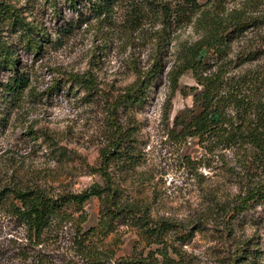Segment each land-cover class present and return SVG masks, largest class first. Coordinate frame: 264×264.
I'll return each instance as SVG.
<instances>
[{
	"label": "rangeland",
	"instance_id": "obj_1",
	"mask_svg": "<svg viewBox=\"0 0 264 264\" xmlns=\"http://www.w3.org/2000/svg\"><path fill=\"white\" fill-rule=\"evenodd\" d=\"M151 1L162 0H118L108 13L96 15L83 2L75 10L68 0H0L48 37L34 56L22 49L6 22L0 25V37L16 45L20 70L28 78L14 104L5 106L0 92V189L37 187L57 196L103 184L93 169L117 125L121 150L132 155V166L110 167L111 182L122 202L165 227L156 236L116 220L113 231L94 240L89 258L72 241L79 216L86 221L83 229L96 226L97 198L38 244L28 243L24 228L1 208L0 264H92L97 253L110 260L107 264L144 257L153 264H230L234 252L244 257L238 264H264V204L252 202L236 217L222 218L223 209L243 194L245 182L264 184V176L254 165H241L231 151L208 154L196 139L170 133L173 117L192 107V97L177 91L168 104L166 72L179 43L195 35L190 27L177 30L159 53L153 32L161 18L134 12ZM155 58L160 71L144 101L116 104L135 70L147 71ZM257 65L264 66V59ZM7 76L0 69V83ZM71 77L90 78L95 88L87 92ZM178 83L184 92L196 86L190 72ZM177 231L189 232V240L182 241Z\"/></svg>",
	"mask_w": 264,
	"mask_h": 264
},
{
	"label": "trees",
	"instance_id": "obj_2",
	"mask_svg": "<svg viewBox=\"0 0 264 264\" xmlns=\"http://www.w3.org/2000/svg\"><path fill=\"white\" fill-rule=\"evenodd\" d=\"M118 0H68L76 9L78 2L88 6L90 12L108 13ZM262 0H169L151 1L145 7L134 9L135 14L148 13L161 18L160 27L153 32L155 46L160 53L165 42L174 40V32L190 27L195 37L183 40L176 49L166 76L170 85L168 104L177 91L191 95L192 107L177 113L172 120L171 134L182 138H194L208 154L231 151L238 155L239 163L254 165L264 176V66L257 65L264 59V11ZM144 8L147 13H144ZM18 34L22 49L39 54L42 44L48 41L42 28L23 21L18 10L9 4H0V25ZM63 32V31H62ZM236 46V47H235ZM161 64L154 59L147 71L135 70L134 81L126 87L116 104L139 106L159 74ZM0 69L8 76L0 83L5 106L19 100L28 86V78L20 70L16 45L0 37ZM191 73L196 86L188 92L179 89V79ZM70 81L83 86L87 92L95 88L92 80L71 77ZM114 125V124H113ZM113 140L100 149L98 166L93 169L103 184H94L80 193L49 195L37 187L24 189H0V209H5L24 228L28 243L38 244L63 223L75 220V214L91 198L100 202L99 218L95 227L83 229L79 220L75 227L73 248L79 254L91 258L93 242L99 236L106 237L114 229L116 220H127L146 228L156 236L165 228L162 223L150 219L145 211L134 204L122 202L109 174L110 167L132 166V155L121 150V132L113 127ZM245 190L224 208L222 218L236 217L250 203L264 204V184L246 181ZM81 215V214H80ZM182 241H188L189 232H176ZM244 257L238 252L231 256L230 264H238ZM92 264H107L106 257L95 255ZM115 264H153L147 258H133Z\"/></svg>",
	"mask_w": 264,
	"mask_h": 264
}]
</instances>
